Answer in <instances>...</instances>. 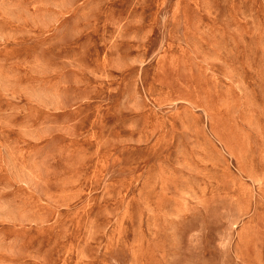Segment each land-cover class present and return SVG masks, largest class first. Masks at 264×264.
Here are the masks:
<instances>
[{"label": "rangeland", "instance_id": "obj_1", "mask_svg": "<svg viewBox=\"0 0 264 264\" xmlns=\"http://www.w3.org/2000/svg\"><path fill=\"white\" fill-rule=\"evenodd\" d=\"M0 264H264V0H0Z\"/></svg>", "mask_w": 264, "mask_h": 264}]
</instances>
